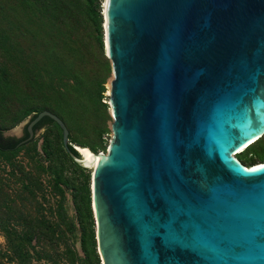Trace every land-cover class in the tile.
<instances>
[{"label":"water","instance_id":"1","mask_svg":"<svg viewBox=\"0 0 264 264\" xmlns=\"http://www.w3.org/2000/svg\"><path fill=\"white\" fill-rule=\"evenodd\" d=\"M103 16L107 153L88 148L93 171L48 110L16 148L59 124L93 171L103 264H264V162L234 156L264 136V0H104Z\"/></svg>","mask_w":264,"mask_h":264},{"label":"trees","instance_id":"2","mask_svg":"<svg viewBox=\"0 0 264 264\" xmlns=\"http://www.w3.org/2000/svg\"><path fill=\"white\" fill-rule=\"evenodd\" d=\"M104 0H0V232L17 264H102L92 208V170L79 166L49 117L28 137L3 134L43 111L60 117L73 146L106 152L112 130L104 102L113 79L104 38ZM71 147L75 155L79 153ZM238 156L264 162V136ZM45 182L57 216L43 212ZM13 185V188H11ZM13 192V193H11ZM71 195L75 218L65 207ZM80 239V252L76 241Z\"/></svg>","mask_w":264,"mask_h":264},{"label":"rangeland","instance_id":"3","mask_svg":"<svg viewBox=\"0 0 264 264\" xmlns=\"http://www.w3.org/2000/svg\"><path fill=\"white\" fill-rule=\"evenodd\" d=\"M110 89H111V83L108 85V91L105 94L106 97L104 99V102L107 104L110 103V96H109ZM110 110H111V107H110L109 111ZM110 114H111V111H110ZM112 123H113V121H112ZM111 126H112V124L110 125V127ZM24 130H25V126H23V124H22L21 126L18 125L17 127L13 128L11 130H8V132L6 131L4 134H5V137H7V138L20 139L24 135ZM18 131L20 132V134L14 133V132H18ZM44 132H45V129H41L40 131H38L36 139H38ZM107 138L109 140L108 141V149H109V145H110L111 140L113 138V132H111V134H109ZM108 149H107V151H108ZM107 151L104 153H107ZM240 153L243 155L244 151H242ZM239 154L237 155V158L240 160V158L238 157V156H240ZM257 164H259V163L257 162ZM245 165L249 166V164H245ZM11 186H12L11 188H13V185H11ZM44 186L46 189L44 194L51 203L44 201L45 203H44V207H43V212H45V214L47 215L48 218H52L55 215L57 216V213H56L57 212V204H56L55 200H53L51 198V189L49 188V186L46 182H45ZM11 193H13V192H11ZM65 207L68 209L69 215L71 217L75 218V207H74V204H73V201H72L70 194H68V201H67V204L65 205ZM6 211H7L6 207L0 206V214L4 213ZM76 248L80 252V239H79V237L76 241ZM10 257H11V254H10L8 246H7V240L4 236V234L0 232V264H17L16 262L11 261ZM101 263H102V260H101ZM40 264H45V263L42 262ZM64 264H66V263H64Z\"/></svg>","mask_w":264,"mask_h":264},{"label":"bare ground","instance_id":"4","mask_svg":"<svg viewBox=\"0 0 264 264\" xmlns=\"http://www.w3.org/2000/svg\"><path fill=\"white\" fill-rule=\"evenodd\" d=\"M107 1H108V0H107ZM106 7H107V3H105V7H104V8H106ZM76 148L80 150V152L83 154V156H84V158L86 159L87 162H89V163H94V167H93V171H94V170H95V167L97 166V164H99V163L101 162L102 158H101V157H97V158H95V157L90 153V151L88 150V148H81V147H79V146H76ZM245 149H247V148H246V147H243V148L237 150V152H235L234 156L237 158V155H238L240 152L244 151ZM237 159H238V158H237ZM259 165H261V163L255 165V166H259ZM244 166H245V165H244ZM245 167H246V168H250V167H248V166H245ZM252 167H253V166H252ZM93 171H92V172H93Z\"/></svg>","mask_w":264,"mask_h":264},{"label":"flooded vegetation","instance_id":"5","mask_svg":"<svg viewBox=\"0 0 264 264\" xmlns=\"http://www.w3.org/2000/svg\"><path fill=\"white\" fill-rule=\"evenodd\" d=\"M3 136L5 137V134H3ZM25 136V130H24V135L22 136V138ZM5 138H7V137H5Z\"/></svg>","mask_w":264,"mask_h":264}]
</instances>
